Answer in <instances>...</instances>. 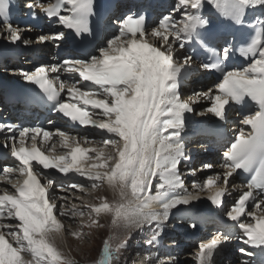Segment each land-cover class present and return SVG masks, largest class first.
<instances>
[{
	"label": "snow or ice",
	"instance_id": "1",
	"mask_svg": "<svg viewBox=\"0 0 264 264\" xmlns=\"http://www.w3.org/2000/svg\"><path fill=\"white\" fill-rule=\"evenodd\" d=\"M94 3L29 0L25 7L32 15L39 9L69 34L85 38L93 34L90 18L95 15ZM206 3L222 17L253 29L250 41L234 50L235 38L231 37L222 48H216L218 37L211 32L209 20L201 15ZM256 9L264 11V0H177L173 12L179 13V18L170 13L156 27L149 28L144 16H125L115 21L118 31L97 48V54L22 71L24 80L37 86L50 102L53 113L73 124L99 130L102 146L84 147L82 144L94 141L59 130L0 123V132L7 133L3 146L18 162L0 169V181L7 185L0 188V264H74L52 239L65 230L58 217L68 215L62 210L64 205L58 208L55 201L67 197H57L55 191H50L53 181L45 170L64 176L75 173L91 181L93 189L107 184L119 194L121 203L110 204L104 198L99 205L87 206L89 228L102 226L99 217L111 214L113 225L122 224L128 230L147 228L151 232L147 243L153 245L163 234L172 210L193 205L206 192L211 204L241 230L243 242L264 253V16L258 15L247 24L245 20L247 11ZM10 12L11 0H0V19L6 29L3 38L16 43L22 36L8 19ZM64 38L61 31L40 36L37 42ZM193 42L208 54L206 60L194 59L195 49L186 48ZM234 51L250 63L243 68L227 67ZM195 65L219 73L220 80L214 89L186 97L182 88ZM65 73L71 75L62 79ZM202 99L210 101V106L196 111L193 105ZM249 102L255 107L250 109ZM243 109L250 110L242 112L240 123L250 131L242 128L223 153L219 164L222 171L213 172L203 183L194 182L195 191L190 192L180 172L181 162L191 159L182 136L189 118L186 114H211L227 123L233 111ZM54 136L65 149L60 155H55ZM215 167L206 163L202 169ZM197 171L190 169L193 175ZM238 172L249 176L243 185H237L234 179ZM154 181H158L155 195ZM66 188L85 190L78 183L61 185L59 190ZM234 192L239 194L229 207L227 197ZM156 203L162 207L161 212L151 211ZM72 214L83 217L86 213ZM190 226L197 227L195 223ZM72 235L80 239L86 234ZM128 239L130 231L116 247L105 241L99 264H113L116 254L128 247ZM228 239L217 235L201 244L196 256L199 264H213V254ZM240 251L246 256L255 255L243 248ZM175 260L174 256L168 257L166 264H174Z\"/></svg>",
	"mask_w": 264,
	"mask_h": 264
},
{
	"label": "bare ground",
	"instance_id": "2",
	"mask_svg": "<svg viewBox=\"0 0 264 264\" xmlns=\"http://www.w3.org/2000/svg\"><path fill=\"white\" fill-rule=\"evenodd\" d=\"M18 1H23V0H18ZM173 1L174 0L171 1V6H173ZM23 2H25V1H23ZM170 10H171L170 8H168V10H167V12L169 14L171 13ZM172 14H173L174 18H179L178 17V15H179L178 13L172 12ZM19 31H20L21 36H22V40L21 41H18L16 43H11L7 39H5L4 42H0V68H2L1 71L2 72H6L7 75H9V76H12V79H10V80H13L15 82H17V80L19 78L23 77L21 75L22 71L31 72V71L34 70L35 66L37 67L38 65L41 66V65L55 64L56 63V62H54L52 60H46V61L40 62L38 65H36V64H34V65L32 64L31 65V62L33 61V58L35 56L34 53L37 54V52H38L40 54L39 51H43L45 49H48V47L45 46V44L41 45V43L37 42L38 38L40 36H42V35H39V34L34 32L36 35L33 36L31 34L32 32H28V31L26 32L24 29H19ZM5 32H6V30L0 29V41L2 39H4L3 36H4ZM25 38L27 39V41H30V43L25 44L24 43ZM110 38H111V36H110ZM34 40H35L36 43H33ZM50 42H52V41H48L46 43H50ZM16 44H18V45H16ZM25 45H28V48L25 47ZM26 48H27V50L24 51ZM9 51H12V52H16V51L23 52L24 53V57L20 58V60L24 59L26 62L24 64H22L19 61H15L16 58L11 56L12 53L11 52L9 53ZM4 58H6V59L3 61ZM17 74H19L20 76L17 75ZM68 75H71V74L67 73L66 76H68ZM0 76H4V74L3 75L0 74ZM193 76H194V78H193L192 87H191L190 91L187 90L188 93H185L186 97L192 96V94L194 92H197V91L204 92V91L208 90V88L206 87V85L204 83L206 81V79H207V77H206L207 75L204 72L198 71V69L196 68V70L194 71V75ZM16 78H18V79H16ZM3 79H5V78L3 77ZM5 80L9 81V79H5ZM206 84L208 85V81H207ZM2 97L3 96L0 94V99L1 100H2ZM203 103L206 105V107L210 106V101L202 99L199 104H195V105H193V107L196 109V111H202L203 110L202 109V104ZM199 106H201L200 110L197 109V107H199ZM254 107H255L254 105H251L250 109L254 108ZM186 116L189 117L187 120L191 121L193 123H196L198 120H201L204 117L205 118H212L213 117L211 114H208L207 116H203V117L199 116V118L194 116L193 114H186ZM240 120H241L240 116H237V115H234V114H230V119L227 122V124H229V128H230L228 130V133L231 131L229 133V135H232L233 134V130H236V128H238V129L239 128L240 129L243 128L244 130H246L248 128L247 126L242 125L240 123ZM191 125H193V124H191ZM188 132L189 133H193V134L197 133L199 135V133H201V131H197L196 132L195 127L191 126L190 127V131H187L185 129V131L182 133V136L184 138V143H185V150L191 156V159L189 161H187L185 163H182L180 165V172H181L182 178L184 179V181H186L185 185L188 188V190L190 192H194L195 190L192 188V184L194 182L195 183H203L204 179L207 178L208 176H211L213 174V172L222 171V169L219 168L218 161L221 159V162H223L222 156H223V153L225 151H227V147L220 146L219 147L220 151L218 152V151L212 149V147L213 148L216 147V145L218 143L217 139H214V140L211 141V144H215L214 146H209V145H205L206 141H208L207 137H205V136L201 137L202 134H200L199 135L200 137H197V140H195L193 138H190L192 136L188 135ZM203 132L208 134L206 131H203ZM65 133L70 134V135L75 136V137H78V138L87 137L89 140L94 141V143H92V144H82V146H84V147H100V146H102L99 143V141L102 139L101 135L96 134L95 130H93V129H88V130H86L84 132H69V131H67ZM55 141L57 142L56 143L55 155H60V154H62L65 151V149H62L59 146L58 140H55ZM202 141H204V143ZM190 148H193V150L192 149L190 150ZM206 150L209 153V156H204V155H206L205 154ZM205 157H210L212 159H211V161H209L208 159L204 160ZM195 160H196L195 164H197V165H195L193 163ZM191 161H193V162H191ZM206 163L213 164L216 167L214 169H212V170H204V169H202V166L204 164H206ZM190 169H197L198 171L195 173V175H193V174H191ZM47 172L51 174L50 178L53 181L52 185L50 186V191H55V193H58L60 191L59 189L55 188L56 185L58 184L57 181H59V178H57L58 175L61 177V180H63L62 183H64V185H68V184H71V183H78V184H83V185L90 184L91 185L90 181L86 180V178H84V177L78 176L77 174H76L77 179H74V177L73 178L69 177V176H71L70 174H68L67 176H64V175L56 172L55 170H48ZM43 180H45V179L42 178L41 182H43ZM45 182L47 183L46 180H45ZM6 186L7 185L4 182H2V181L0 182V188L6 187ZM104 186L108 188L107 184H103L102 185V187H104ZM155 188H157L156 185L153 186V190ZM109 189H111V188H109ZM67 190H74V189H67L66 188L64 191L67 192ZM74 191H78V190L75 189ZM155 192L156 191H154L153 195H155ZM105 195H106V193H105ZM207 196H208V194L206 192L202 193L200 200L196 201V202H193V205H189V206H187V208H185V206H180L179 208H177L173 212L172 217L169 218V221L167 222L164 230H167L169 232L174 233L173 231L175 229H180L181 233H183V235L178 234V236H175L174 238H167V236H169V235H166L165 239H159V240H162L160 242L161 243L163 242V245L166 247V249L162 248L161 246L159 247L158 245H156V243H154L150 247V248H153L154 250L149 249L151 251L147 252L148 255L153 257V259H154V257H156V255L159 258L161 257V255H162V257L163 256L166 257L164 259L165 260V264H166V261H167L168 257H172V256L177 257L178 255H180V256L175 260L174 264H184V263L185 264H199V261L196 259V256H197V253H198L199 249H192L193 245L196 244V241H192L191 243H189V241H188L189 239H186L185 237L186 236L187 237H192V236H194L195 233H198L197 235L200 234L202 237H204L206 235H211L209 233H212V231H209V229L203 231V230H201L202 229L201 225H199V224H201L199 222L201 219L204 222L211 221V211L205 210L204 212H202V214H200V212H199L200 206H202V205L203 206H207L208 203L210 202L207 199ZM236 196H237V194H236V192H234L232 196L227 197V199L229 198V201H228L229 204L228 205L231 206V204L234 202V199L236 198ZM57 197H58V194H57ZM110 200H112V199H110ZM55 203L57 204V207L59 208V204H58L57 200L55 201ZM112 204H116V203L113 202ZM64 209H65V207L62 210H64ZM68 209H70V208H68ZM151 211L161 212L162 211V207L160 206L159 203H156L151 208ZM58 218L63 220V218H65V217H58ZM193 223H195L197 225V227L195 228V230L190 231L189 230L190 225L193 224ZM217 225H220V224L217 223ZM222 227L225 229L224 226H222ZM66 230H64L60 234H54L53 236L55 238H57L56 240L58 241V237L61 238L63 235H65L64 233H65ZM147 231H148L147 228H145L144 232H147ZM135 232H136V234H138V233L142 234V231H140L138 229H135ZM148 232H150V231H148ZM177 232H179V231H177ZM166 233L167 232L164 231L163 234L159 238L164 237ZM136 234H134V236ZM211 239H213V238L212 237L210 239L209 238H205V239L202 240L201 244L208 243ZM234 242H235V244H237V241L235 239H234ZM56 243H59V242H55V244ZM238 244H240V243H238ZM228 247L229 246H227V243L226 244L224 243V244L221 245V247L219 249H217V251L213 254V257H212L213 264H234L232 262H235L237 260V256H238L239 253H237V252H236V254L234 253L235 249H236L234 247V245H231L229 248ZM167 248H169V249H167ZM229 249H232V250H229ZM196 250H198V251L195 252ZM169 253H171V254H169ZM258 253L263 254L260 251ZM166 255H168V256H166ZM263 263H264V261H263ZM154 264H156V263H154Z\"/></svg>",
	"mask_w": 264,
	"mask_h": 264
},
{
	"label": "rangeland",
	"instance_id": "3",
	"mask_svg": "<svg viewBox=\"0 0 264 264\" xmlns=\"http://www.w3.org/2000/svg\"><path fill=\"white\" fill-rule=\"evenodd\" d=\"M4 41L5 39H2L0 42H4ZM25 41H27L26 38ZM22 62H24V60H22ZM1 69L2 68H0V74L1 75L4 74V76L1 77H4L5 79H9V80L12 79V76L7 75L6 72H2ZM18 81L22 82L23 77L19 78L17 82ZM197 109L200 110L201 106L197 107ZM204 118H202V120ZM58 185L59 187L57 189H59L60 186L63 184L59 182V184H57L56 186ZM84 189L85 191H80L79 189H77L78 191H74L75 190L74 189V190H67V192L59 191L58 193H56V196L58 194V197H67V199L63 201L57 199L59 207L61 204H63L65 207L64 211L68 212V215L65 216L63 220L61 219V221L65 224V228L67 230L65 229L66 230L64 233L65 235H63L61 238L58 237V241L56 240L57 238H55L54 236L52 237V239L54 243L59 242L55 244L56 247L67 258L73 260L74 264H99V261L102 259L103 256L104 242L110 241L112 246L116 247L119 243L124 241L126 237H128L129 235L128 233L130 230L123 227L122 224L119 226L113 225L112 223L113 217L111 214H102L99 217L100 225L102 226H94L91 228L87 227L86 225L90 223V217L88 215L89 209L87 206L99 205L104 198H107L110 204H112L113 202H115L116 204L121 203V200L119 194L117 192H114L112 189H109V187L107 188L105 186L104 187L101 186L99 188L93 189L91 188L90 184H85ZM81 211L86 213L83 217L72 214L73 212L78 213ZM75 232H83L86 235L80 239H77L76 236L72 235V233ZM130 232L132 234H131V239H128L127 241L128 247L125 250H122L121 253L116 254V258L114 259L113 264H154V263L158 264V262L161 260L165 261L164 259L166 257L164 256L162 257V255L160 258L156 255L154 259L152 257V260H149V257L151 256L148 255L147 252L154 250L153 248H150L151 245L147 243V241L151 238L150 237L151 232L142 231V234L140 233L136 234L135 228L131 229ZM167 232L171 233L169 231ZM134 234L136 235L134 236ZM209 234L211 235L200 237L199 241H197L196 244L193 245L192 249H199L202 240L205 238H209V239L211 237L215 238V234L213 233H209ZM160 241L162 240H158V243H156V245L166 249V247L163 245V242L161 243ZM197 251L198 250H196L195 252ZM179 256L180 255H178L176 259Z\"/></svg>",
	"mask_w": 264,
	"mask_h": 264
},
{
	"label": "water",
	"instance_id": "4",
	"mask_svg": "<svg viewBox=\"0 0 264 264\" xmlns=\"http://www.w3.org/2000/svg\"><path fill=\"white\" fill-rule=\"evenodd\" d=\"M13 84H17V83H13ZM18 86H20L19 84H17Z\"/></svg>",
	"mask_w": 264,
	"mask_h": 264
},
{
	"label": "trees",
	"instance_id": "5",
	"mask_svg": "<svg viewBox=\"0 0 264 264\" xmlns=\"http://www.w3.org/2000/svg\"><path fill=\"white\" fill-rule=\"evenodd\" d=\"M209 120V119H208Z\"/></svg>",
	"mask_w": 264,
	"mask_h": 264
}]
</instances>
